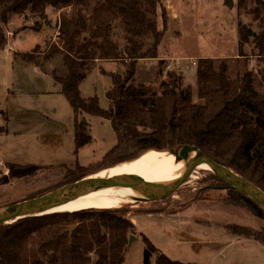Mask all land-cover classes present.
<instances>
[{
    "label": "rangeland",
    "instance_id": "rangeland-1",
    "mask_svg": "<svg viewBox=\"0 0 264 264\" xmlns=\"http://www.w3.org/2000/svg\"><path fill=\"white\" fill-rule=\"evenodd\" d=\"M233 1L234 7L230 9L227 0H162L157 20L159 28L163 23L167 25V31L159 46V56L169 60L142 62L136 69V80L143 83L147 91L162 94L164 85L174 82L168 70L177 69L180 78L175 88L189 87L194 100L199 102L196 66L199 59L211 58L225 61L232 79H242L246 71L252 72L254 88L264 96V77L259 69L264 68V61L257 57L253 42L245 46L244 56L239 53V22L253 23V29L260 30L258 22L246 13V8L253 3L250 0L245 8H239V0ZM95 3L91 2L90 6ZM3 10L4 4H0V30L8 38L6 47L9 51L14 47L26 52L16 53L15 60L0 58V110L10 111V115L4 113L5 116L0 112V126L7 129L5 134H0V206L6 202L25 203L72 184L57 186L65 177V167L61 164L72 165L78 160L89 166L118 160L116 155L108 154L118 143L112 124L96 116L85 118L91 126L92 142L80 149L78 156L75 154L73 109L60 92L61 84L52 75L54 71L65 74L66 67L62 55L48 58L55 45L64 46L58 37V24L66 9L48 7L41 15L32 11L30 3L24 13L13 14L6 22L2 21ZM116 23L114 40L124 43L128 33L118 20ZM24 54H29L35 62L45 63L44 67L21 72L20 60ZM5 62L8 65L5 66ZM102 69L108 73H124L127 67L120 61L97 60L81 83L84 97H97L100 106L108 108L110 102L106 93L113 87V81ZM13 155L19 160L17 163L34 165L10 171L6 161ZM203 157L191 152L189 159ZM216 175L201 171L164 196L145 198L139 206L143 211L128 215L135 228L129 235L124 264H146L145 237L157 248L151 253L148 264H157V257L162 254L187 264H264V248L251 249L252 254L248 249V245L262 247L260 242L242 233L223 230L228 225H241L261 232L264 220L256 218L247 208L230 203V199L226 201L231 193L229 189L220 188L224 186ZM44 189L43 193H37ZM31 193L34 196L27 199ZM125 206L133 208L131 205L120 208ZM87 224V237L92 244L84 254L86 264L96 259L95 256L110 262L111 255L107 252L111 244L110 229L101 221L95 226ZM37 256L40 264H53L52 252H37Z\"/></svg>",
    "mask_w": 264,
    "mask_h": 264
},
{
    "label": "trees",
    "instance_id": "trees-1",
    "mask_svg": "<svg viewBox=\"0 0 264 264\" xmlns=\"http://www.w3.org/2000/svg\"><path fill=\"white\" fill-rule=\"evenodd\" d=\"M93 1L96 3L91 7ZM161 1L0 0V4H4V22L13 14L24 13L30 3L32 11L41 15L48 7L66 9L58 24V37L64 46L58 48L55 45L48 58L60 54L66 67L65 74L54 71L52 75L61 84V93L73 109L75 154L78 156L79 150L93 140L86 116L108 119L117 136L118 143L108 154L116 155L118 160L89 166L78 160L72 165L61 164L65 167V177L57 186L77 182L102 167L132 161L149 150L184 156L183 148L191 146L196 150H186V156L196 152V155L210 157L264 191V96L256 92L252 72L246 71L242 79H232L225 61L199 59L195 72L199 102L194 100L189 87L175 88L180 78L177 69L168 70L174 82L165 84L162 94L147 91L145 85L136 80L138 65L159 57V46L167 31V25L163 23L162 28L158 25ZM249 1L239 0V8H245ZM251 1L253 5L246 8V13L258 22L260 30L256 32L253 23L239 22V53L244 56L245 46L253 42L257 57L264 61V0ZM117 20L128 33L124 43L114 40ZM6 44L7 37L0 30V49ZM97 60L120 61L127 67L124 73H108L102 69L113 81V87L106 93L110 102L108 108L101 107L97 97H84L80 88ZM23 62L38 67L45 64L33 61L29 54H24ZM259 69L264 77V68ZM6 132V127L0 126V134ZM33 165L7 164L13 172ZM215 177L223 186L230 185L219 175ZM228 191L232 197L229 194L226 201L241 205L264 220V208L254 199L238 189ZM33 196L31 193L27 199ZM17 202H6L0 208ZM143 202L126 203L115 208L54 212L0 225V264H40L37 252H52L53 264H86L84 254L92 244L87 237V223L95 226L99 221L111 231L107 251L111 259L106 264H124L129 235L135 228L128 215L143 211L139 208ZM124 205L133 208H120ZM230 228L264 242L263 231H250L241 225ZM145 241L147 249L156 252L157 248L147 237ZM157 264L182 263L162 254L157 257Z\"/></svg>",
    "mask_w": 264,
    "mask_h": 264
},
{
    "label": "water",
    "instance_id": "water-1",
    "mask_svg": "<svg viewBox=\"0 0 264 264\" xmlns=\"http://www.w3.org/2000/svg\"><path fill=\"white\" fill-rule=\"evenodd\" d=\"M227 4L230 9L234 7L233 0H227ZM196 150V147L187 146L183 148V152L186 150ZM176 156V161L184 160V156ZM195 160V159H194ZM198 160V159H196ZM200 160V159H199ZM213 169H217L220 174V177L226 179L230 185L224 186L220 188H227V189H239L247 196L254 199L258 204H260L264 208V191L258 188L253 183L249 182L247 179L243 178L241 175L237 174L231 168L215 161L210 157H203L194 168H192L188 172H181V171H161L156 173L155 175L143 176L141 174L137 175L138 179L116 183L115 181H103V182H94L91 183L87 181L91 176L103 171H97L94 173L89 174L88 176L84 177L83 179L74 182L70 185H77L76 189L72 191H66L65 187L52 191L47 195H44L38 199H33L25 203L14 204L8 207L0 208V225L7 224V223H14L19 219L30 217V216H37V215H44L48 213H43L55 201H62V200H71L76 195L80 193H84L86 196L88 193H91L95 189H97L101 185H114L120 192L126 193H141L143 198L148 196H161L166 195V193H151L150 189L155 183L159 181H168L171 183V190L177 189L182 183L187 180L193 178L197 173L201 171H211ZM54 213V212H52ZM151 251L149 249L145 252V263H149V258L151 255Z\"/></svg>",
    "mask_w": 264,
    "mask_h": 264
},
{
    "label": "bare ground",
    "instance_id": "bare-ground-1",
    "mask_svg": "<svg viewBox=\"0 0 264 264\" xmlns=\"http://www.w3.org/2000/svg\"><path fill=\"white\" fill-rule=\"evenodd\" d=\"M186 154H184V157ZM200 159V160H199ZM198 160L185 158L176 161L174 154L167 152L146 151L132 161H126L113 168L101 171L91 176L87 181L91 183L103 181H115L116 183L138 179L139 174L143 176L155 175L161 171L188 172L194 168L203 158ZM213 172L220 174L217 169ZM77 185L65 187L66 191H72ZM171 190V183L159 181L150 189L151 193H167ZM141 193L120 192L114 185H101L91 193L84 196V193L76 195L71 200L55 201L50 208L43 213L78 211L88 208H115L125 203H137L143 199Z\"/></svg>",
    "mask_w": 264,
    "mask_h": 264
},
{
    "label": "crops",
    "instance_id": "crops-1",
    "mask_svg": "<svg viewBox=\"0 0 264 264\" xmlns=\"http://www.w3.org/2000/svg\"><path fill=\"white\" fill-rule=\"evenodd\" d=\"M176 16V15H175ZM45 32V31H44ZM7 41H8V38H7ZM8 44V43H7ZM7 44H6V46H7ZM4 47V48H1L0 49V58L1 57H4L5 59H14L15 60V57L18 55V54H16V53H23V52H26V51H23L22 49H17V48H14L13 47V50L12 51H9V48L8 47ZM16 47H18L19 48V46H17L16 45ZM15 53V54H14ZM169 60L168 59V57H158V58H156V59H154V60ZM20 62H21V64H20V71L21 72H26V71H28V70H34V69H36V71H37V66H36V64H34V63H28V62H23V60H20ZM6 65H8V63L7 62H5V66ZM39 68H43V67H39ZM60 92H61V89H60ZM0 112H2L3 113V116H5V115H10V111H8V112H4L2 109L0 110ZM4 113H5V115H4ZM3 126V125H2ZM75 128V127H74ZM74 143H75V130H74ZM76 147V146H75ZM17 161H19V160H17V159H15L14 158V155H13V157H11V159L10 160H8V161H6V163H16V164H21V163H17ZM77 161V160H76ZM76 161L74 162V163H76ZM27 164H29V163H27ZM23 165H26V164H23ZM87 166V165H86ZM248 210V209H247ZM256 218H257V216H256ZM200 222V221H199ZM230 226H234V225H228L227 227H224V231H231V232H233V233H235V234H239V233H236L235 231H233L231 228H230ZM246 227V226H245ZM249 229V228H248ZM260 229L263 231L264 230V227H260ZM250 231H251V229H249ZM253 230H255V231H258L257 229H253ZM229 231V232H230ZM245 236V235H244ZM246 238H250V239H255L257 242H260L261 244H262V247H258L257 245H248V249H250L249 250V253L250 254H252L253 253V251L251 250V249H257L258 251H260V250H262V248H264V242H262V241H260V240H257L256 239V237H247V236H245ZM211 241L212 240H210L209 241V243L211 244ZM213 243V242H212ZM260 253V252H259ZM178 261V260H177ZM182 264H187V263H184V262H181ZM189 264H193V263H189ZM254 264H256V262L254 263Z\"/></svg>",
    "mask_w": 264,
    "mask_h": 264
},
{
    "label": "built area",
    "instance_id": "built-area-1",
    "mask_svg": "<svg viewBox=\"0 0 264 264\" xmlns=\"http://www.w3.org/2000/svg\"><path fill=\"white\" fill-rule=\"evenodd\" d=\"M96 259L93 258L92 262L90 264H106V262H103L100 260L99 257L95 256Z\"/></svg>",
    "mask_w": 264,
    "mask_h": 264
},
{
    "label": "flooded vegetation",
    "instance_id": "flooded-vegetation-1",
    "mask_svg": "<svg viewBox=\"0 0 264 264\" xmlns=\"http://www.w3.org/2000/svg\"><path fill=\"white\" fill-rule=\"evenodd\" d=\"M182 184H183V183H182ZM182 184H181V185H182ZM181 185H180V186H181ZM225 187H226V186H225ZM225 189H227V188H225ZM161 196H164V195H161ZM145 198H146V197H145ZM145 198H143V199L141 200V202H143V201L145 200ZM141 202H138V203H141Z\"/></svg>",
    "mask_w": 264,
    "mask_h": 264
}]
</instances>
